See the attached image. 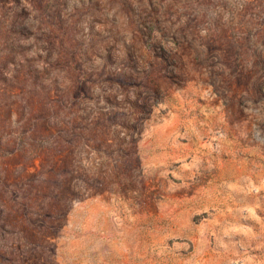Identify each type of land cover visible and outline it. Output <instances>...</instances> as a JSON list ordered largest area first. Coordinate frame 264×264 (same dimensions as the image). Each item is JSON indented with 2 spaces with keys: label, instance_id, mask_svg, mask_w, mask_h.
Returning a JSON list of instances; mask_svg holds the SVG:
<instances>
[{
  "label": "rangeland",
  "instance_id": "obj_1",
  "mask_svg": "<svg viewBox=\"0 0 264 264\" xmlns=\"http://www.w3.org/2000/svg\"><path fill=\"white\" fill-rule=\"evenodd\" d=\"M0 264H264V0H0Z\"/></svg>",
  "mask_w": 264,
  "mask_h": 264
}]
</instances>
